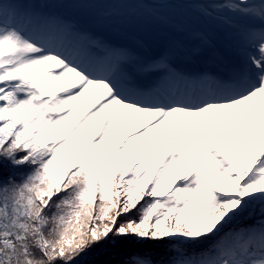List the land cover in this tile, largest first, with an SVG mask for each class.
I'll list each match as a JSON object with an SVG mask.
<instances>
[{
  "label": "snow or ice",
  "instance_id": "1",
  "mask_svg": "<svg viewBox=\"0 0 264 264\" xmlns=\"http://www.w3.org/2000/svg\"><path fill=\"white\" fill-rule=\"evenodd\" d=\"M42 2L0 0V264H264V0L132 9L131 43Z\"/></svg>",
  "mask_w": 264,
  "mask_h": 264
},
{
  "label": "rangeland",
  "instance_id": "2",
  "mask_svg": "<svg viewBox=\"0 0 264 264\" xmlns=\"http://www.w3.org/2000/svg\"><path fill=\"white\" fill-rule=\"evenodd\" d=\"M34 7L46 11L52 16L77 20L87 19L90 23L98 17H107L104 24V30L107 33L104 35L113 41V36L126 38V32H120L124 29L119 25L123 23V19L129 10L156 12L166 17L183 20L191 15L194 7L198 6L184 2V0H153L152 3L145 4H126L120 3L118 0H107L103 3H81L78 0H45V2ZM85 27L90 31H97L95 28L97 25H85ZM119 135L122 140L124 138L123 132L121 131Z\"/></svg>",
  "mask_w": 264,
  "mask_h": 264
},
{
  "label": "trees",
  "instance_id": "3",
  "mask_svg": "<svg viewBox=\"0 0 264 264\" xmlns=\"http://www.w3.org/2000/svg\"><path fill=\"white\" fill-rule=\"evenodd\" d=\"M129 246L127 243L117 246L111 243L99 244L77 258L74 264H116Z\"/></svg>",
  "mask_w": 264,
  "mask_h": 264
},
{
  "label": "bare ground",
  "instance_id": "4",
  "mask_svg": "<svg viewBox=\"0 0 264 264\" xmlns=\"http://www.w3.org/2000/svg\"><path fill=\"white\" fill-rule=\"evenodd\" d=\"M191 4V3H190ZM194 8H196V7H194ZM120 32H126V35H127V31L124 29V30H121ZM115 35V34H114ZM113 38V41H117V42H127V43H130V41H126L125 39H122V38H120V37H118V36H113L112 37Z\"/></svg>",
  "mask_w": 264,
  "mask_h": 264
}]
</instances>
